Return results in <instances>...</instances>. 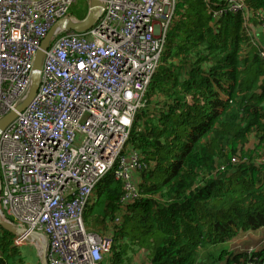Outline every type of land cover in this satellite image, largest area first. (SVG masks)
I'll list each match as a JSON object with an SVG mask.
<instances>
[{"label": "trees", "instance_id": "trees-1", "mask_svg": "<svg viewBox=\"0 0 264 264\" xmlns=\"http://www.w3.org/2000/svg\"><path fill=\"white\" fill-rule=\"evenodd\" d=\"M245 1L259 28L264 0ZM224 4L176 1L127 142L138 191L128 198L110 171L84 212L88 230L113 236L111 264L264 262V237L231 244L264 228V59L243 15L214 17ZM14 237L0 226V264H29Z\"/></svg>", "mask_w": 264, "mask_h": 264}, {"label": "built area", "instance_id": "built-area-1", "mask_svg": "<svg viewBox=\"0 0 264 264\" xmlns=\"http://www.w3.org/2000/svg\"><path fill=\"white\" fill-rule=\"evenodd\" d=\"M78 1L0 0V117L27 95L36 52L51 28L61 19L86 17H71ZM101 1L93 27L57 26L36 96L0 132V214L28 230L14 245L31 244L41 256L46 244L47 264H111L113 236L88 230L83 215L110 171L124 182L128 198L138 191L132 180L138 155L127 142L177 0ZM227 14L243 15L264 59V20L257 32L245 0H225L213 12Z\"/></svg>", "mask_w": 264, "mask_h": 264}, {"label": "water", "instance_id": "water-1", "mask_svg": "<svg viewBox=\"0 0 264 264\" xmlns=\"http://www.w3.org/2000/svg\"><path fill=\"white\" fill-rule=\"evenodd\" d=\"M103 7L104 4L101 0H89V10L86 17L83 20L79 22H73L72 20L61 19L51 28L47 36L43 39L41 43V47L36 52L33 63L32 82L29 91L25 96V98L22 100V102H20L19 105L17 106L16 111H11L8 114L4 115L3 117H0V132L6 129V127L13 122V120L17 117V111L18 112L23 111L25 108H27L28 105L36 96L40 84V72L43 63V55L52 40V37L54 35L57 26L61 25L69 29H74L76 31L83 32L95 25V23L98 21V19L101 16ZM1 190H2V178L0 175V195H1ZM0 226L14 235L28 232L26 228L18 227L11 224L9 221L4 219L1 216V214H0ZM29 234L32 235L34 238L39 239L38 232L31 231V233ZM40 258H41V264H47L46 244H43V250Z\"/></svg>", "mask_w": 264, "mask_h": 264}, {"label": "rangeland", "instance_id": "rangeland-1", "mask_svg": "<svg viewBox=\"0 0 264 264\" xmlns=\"http://www.w3.org/2000/svg\"><path fill=\"white\" fill-rule=\"evenodd\" d=\"M86 3L87 2L85 0H79L75 5H73V7L71 9V17H73V18L79 17V12H80V14H84L85 9H86ZM262 236H264V228H261L258 231L247 230L246 232H242L237 237H235L234 240L231 242V244H237V247H239L242 244L239 241H246L245 244H247V242L252 243V244H248V247H249L251 245H255V244H253V243H255V240L259 237L261 238ZM262 241H263V238H261L260 242H262ZM27 248L25 249V251H26L27 256L30 258V259H27L28 263L29 264L39 263V257L34 258V256L38 252L36 247L30 246Z\"/></svg>", "mask_w": 264, "mask_h": 264}, {"label": "crops", "instance_id": "crops-1", "mask_svg": "<svg viewBox=\"0 0 264 264\" xmlns=\"http://www.w3.org/2000/svg\"><path fill=\"white\" fill-rule=\"evenodd\" d=\"M258 30H260V29L256 26V31L259 32ZM263 237H264V236H262L261 238H263ZM261 238H260V237L257 238V239L255 240V242H256V241L260 242ZM30 246L32 247L31 244H25V245H23L22 247H30ZM35 257H39V256L36 254ZM39 263H40V258H39Z\"/></svg>", "mask_w": 264, "mask_h": 264}, {"label": "clouds", "instance_id": "clouds-1", "mask_svg": "<svg viewBox=\"0 0 264 264\" xmlns=\"http://www.w3.org/2000/svg\"><path fill=\"white\" fill-rule=\"evenodd\" d=\"M0 175H1V171H0ZM1 178H2V175H1ZM16 236V235H15ZM22 247V246H21ZM32 247H33V245H32ZM38 255V254H37ZM39 256V255H38ZM39 258H40V256H39ZM40 264H41V258H40Z\"/></svg>", "mask_w": 264, "mask_h": 264}]
</instances>
